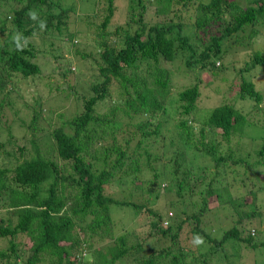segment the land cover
Here are the masks:
<instances>
[{
  "label": "trees",
  "instance_id": "trees-1",
  "mask_svg": "<svg viewBox=\"0 0 264 264\" xmlns=\"http://www.w3.org/2000/svg\"><path fill=\"white\" fill-rule=\"evenodd\" d=\"M113 1L105 0L93 30L101 38L94 43L99 75L77 101L82 110L44 135L48 150L34 136L13 151L0 141V264H264V121L254 122L261 135L249 150L239 144L257 127L242 106L264 112V85L248 78L264 69V50L250 46L234 66L239 44L264 33V0H129L128 20L109 32ZM72 11L62 0H0V108L17 79L42 72L29 39L78 45V27H68ZM75 52L97 62L92 51ZM229 54L240 79L235 96H220L196 122L193 83ZM176 61L195 79L170 95L162 63ZM69 63L60 75L75 78ZM105 101L110 106L100 112ZM36 102L30 124H21L40 133L44 112ZM3 128L11 140L10 126ZM136 192L164 201L148 207L127 197ZM138 212L141 221L132 223Z\"/></svg>",
  "mask_w": 264,
  "mask_h": 264
},
{
  "label": "rangeland",
  "instance_id": "rangeland-1",
  "mask_svg": "<svg viewBox=\"0 0 264 264\" xmlns=\"http://www.w3.org/2000/svg\"><path fill=\"white\" fill-rule=\"evenodd\" d=\"M128 1L129 0L113 1L116 7V13L114 17V20L116 21H112L108 24L107 31H113L115 25L124 24L128 20L129 16L126 12ZM203 1L207 2L208 0ZM62 4L64 6H74V11H72L71 15H69L68 27L71 25V23H73V26L78 27L80 34L75 40V44L78 43V45L70 49V45L66 41L54 39V44L50 47L47 44L48 42H42L39 37L35 36L33 37V39H29L39 53L36 61L40 64L42 72L39 76H35L33 78L28 77L25 80L17 79L15 88L9 95V101L11 102H4V104L0 108V124H3V127L10 126L12 134V139L10 140V137L6 133L5 129H0V141L5 143V145L2 147L3 151L17 150L18 146L27 144L30 140L33 139V136L36 138V143L41 147V149L48 150L49 139L44 137V135L48 134L49 130L52 129L51 127H53L54 125H58L62 120H66L67 118H70L71 115H74L75 113L82 110V107H78L76 109L77 101L80 100L79 97L80 95L84 94V91H88L90 81H92L94 78L96 79L99 75L97 63L100 62V57L98 54L99 52H101V50L96 48L94 46V43H96V41H99L101 38L100 36L96 35V32H94L93 30L96 28V25H99L103 19L102 9L106 6L105 0H62ZM196 5V3L192 4L194 8L196 7ZM58 11L60 10H57V12ZM149 18H146L145 20L152 21V19ZM226 18L228 19V15H226ZM186 21L188 22L187 18ZM190 23L192 24L193 22ZM247 33L248 31H246L245 33L241 32L240 34ZM239 45V58L237 57L236 59V56H234L233 54L223 56L224 59L222 58V56H220L219 58H215V62L218 59V61L221 62L222 65L216 67L214 70H211V72L202 73V80L198 78L196 82H194V72H187V70H184V66L181 63L182 61H176L171 64L162 63L163 67L170 70V95H174L185 86H191L195 83L198 84L200 96L196 102L195 109L192 112V114H194V120L197 119L195 120L196 122H200L203 117H207L215 106L221 104L220 96H222V98L225 97L228 99L235 96L238 85L240 83V79L238 78L237 74L230 72V66L233 65L232 61L236 59L237 62L234 64V66H242V63L240 61L247 59L248 54H251L250 46L251 48L254 47L256 50H264V33H259L257 36L252 38L250 45ZM76 49L80 50L81 53L92 51L96 59L95 61L97 62H94V64L91 65L90 60L92 61L94 59L92 57H88L86 59L81 58L78 54H76ZM54 55H59L60 58L55 57ZM66 60L70 61L68 66L74 73L75 78L71 74H68L65 77L60 75V72L63 70L64 64L67 62ZM248 78H250L256 84H261V86L264 85V69H252L251 72H249ZM114 93L115 95H117V91L115 92L114 90ZM36 100V103H39L41 105V108L44 112L43 120H40V126L44 130H42L40 133H38V131L34 133L35 131L33 130H27V126L23 127L21 124H30L32 113H34V103ZM244 101H247V99L239 100L236 103L235 107L239 108L241 102ZM105 102L106 103H101L97 107V110H99L100 112L106 111L110 105L107 101ZM262 107H264V101ZM242 111L244 113H248V116L251 118L253 123L256 121H264V112L255 113L256 110L248 104L242 106ZM254 124L257 127L250 126V130L248 131L249 134L239 142V144L243 143L245 145V150H249L250 146H252L258 140V136L261 135L260 125L256 123ZM34 125H36V122L34 123ZM168 135L170 134H166V136L169 138ZM252 137H256L253 143H251ZM224 144L226 143L224 142ZM229 144L230 147L235 148L238 145L237 138L233 136ZM28 146L30 145L28 144ZM16 155L18 158H21L17 153ZM247 160L253 161L254 158L253 156H250L247 157ZM260 184L264 185V180H261ZM121 188H123V185H121ZM156 192H153L150 197H148L149 200L146 197H140L137 192L131 197H127H129V199L131 200L137 201L139 204L145 202L147 203L146 206L148 207H161L164 200L162 199L161 201V197L157 196ZM121 197L122 195L120 194V198ZM119 213L121 214V217L125 216L124 213ZM140 215H143L142 212H138V216L135 217L134 220H132V223L135 221L140 222ZM117 220L118 224L122 223L125 227H131L130 221H126L125 219L123 221L118 217ZM116 231L121 233V231L123 230H120L119 226ZM184 235L185 234L181 235L180 243L183 242ZM95 239L94 241L97 242ZM95 242L94 247H96L97 245ZM247 257L250 258L251 255L248 254ZM247 261H244V263H251L250 261ZM123 264L128 263L123 262Z\"/></svg>",
  "mask_w": 264,
  "mask_h": 264
}]
</instances>
